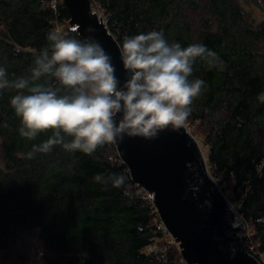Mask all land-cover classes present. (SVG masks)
I'll list each match as a JSON object with an SVG mask.
<instances>
[{"label": "trees", "instance_id": "trees-1", "mask_svg": "<svg viewBox=\"0 0 264 264\" xmlns=\"http://www.w3.org/2000/svg\"><path fill=\"white\" fill-rule=\"evenodd\" d=\"M52 1L0 0V66L9 81L30 77L36 55L49 44L48 33L58 26L84 38L70 25L65 1L56 0L55 8ZM91 2L120 44L125 35L162 30L169 43L204 44L224 62L223 67L210 66L196 58L189 79H202L205 86L185 123L197 124L194 135L207 148L210 173L222 189L227 192L224 183L233 184L228 197L251 223L262 255L247 248L264 264V103L258 100L264 92V17L256 20L241 0ZM246 2L264 7V0ZM21 91L27 94L26 89H0V235L6 236L12 225L39 227L54 252L48 264L180 262L182 254L166 246L169 241L155 250L166 229L115 142L98 146L91 155L57 145L50 153L27 158L33 145L54 130L34 140L19 134L21 120L11 99ZM97 174L124 180L119 186L111 179L100 183L94 180Z\"/></svg>", "mask_w": 264, "mask_h": 264}, {"label": "clouds", "instance_id": "clouds-1", "mask_svg": "<svg viewBox=\"0 0 264 264\" xmlns=\"http://www.w3.org/2000/svg\"><path fill=\"white\" fill-rule=\"evenodd\" d=\"M47 40L49 44L35 57L30 77L9 81L7 69L0 66V89L27 91L11 99L21 120L19 134L34 140L39 133L54 130L26 153L29 159L37 152L50 153L57 145L91 155L98 146L125 135L155 138L169 126L178 128L205 86L202 79H189L196 58L210 66L224 64L204 44L169 43L162 30L125 35L120 53L126 78L121 84L112 57L94 38L78 39L57 27ZM41 77L48 79L37 83ZM258 100L264 103V92ZM108 179L119 186L124 177H94L100 183Z\"/></svg>", "mask_w": 264, "mask_h": 264}, {"label": "water", "instance_id": "water-1", "mask_svg": "<svg viewBox=\"0 0 264 264\" xmlns=\"http://www.w3.org/2000/svg\"><path fill=\"white\" fill-rule=\"evenodd\" d=\"M70 25L98 41L125 81L120 43L91 0H64ZM133 181L152 196L161 221L188 263L262 264L245 243L246 225L208 168L206 155L186 123L155 138L127 136L115 141Z\"/></svg>", "mask_w": 264, "mask_h": 264}, {"label": "rangeland", "instance_id": "rangeland-1", "mask_svg": "<svg viewBox=\"0 0 264 264\" xmlns=\"http://www.w3.org/2000/svg\"><path fill=\"white\" fill-rule=\"evenodd\" d=\"M241 1L246 5L247 9L252 13V16L255 17L256 20L259 21L264 17V7H260L255 4L248 3L246 2V0H241ZM60 26H63V28L66 27V25L65 26L60 25ZM186 125L188 127V130L191 131L193 134L194 133L196 134L199 131L197 124H192L191 122H187ZM1 143H2V138L0 136V165L3 166L4 155L2 154ZM203 149L205 155H207L208 153L207 148L204 146ZM224 185H225V190H227V192L225 191L224 192L228 196L229 192L231 191V188H233V184L230 185L229 183H224ZM146 196L150 200H153V196L150 193H148V195L146 194ZM232 205L235 208V210L238 212V214H240L238 211L239 208L238 205L236 203L235 204L232 203ZM154 206L156 207L155 202H154ZM8 230L9 231L6 236L0 235V264H48V258L52 257L54 255V252L52 249L47 247V245H45L44 240L41 237L39 227L12 225ZM167 241H169L170 244H167ZM164 244H167L166 246L168 247L169 246L173 247L175 251H179V253L182 254L181 248L179 247V243L175 240V237H173L167 231V229H166L165 237L159 239L156 242V245L154 246L155 250L159 251L160 248L158 245L163 246ZM167 248H165L164 251H166ZM181 261L182 260H180V262H177V264H182Z\"/></svg>", "mask_w": 264, "mask_h": 264}, {"label": "built area", "instance_id": "built-area-1", "mask_svg": "<svg viewBox=\"0 0 264 264\" xmlns=\"http://www.w3.org/2000/svg\"><path fill=\"white\" fill-rule=\"evenodd\" d=\"M52 6L54 8L57 6V1L56 0L52 1ZM239 215H241V214H238V221H240V220L244 221V223L246 225V231H245V242H246V245H248V247L250 249H252L253 251H257L256 253H260L262 255L261 251H259L257 249L256 242L252 239L253 227H252L251 223L249 221H246L242 215L241 216H239ZM250 230L252 231V233H251ZM262 259H263V257H262ZM181 262H182V264H196V263H188L186 261V259H184V258H182Z\"/></svg>", "mask_w": 264, "mask_h": 264}]
</instances>
